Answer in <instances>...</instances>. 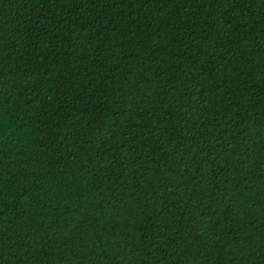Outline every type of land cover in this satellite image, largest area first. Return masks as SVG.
Returning a JSON list of instances; mask_svg holds the SVG:
<instances>
[{"label":"trees","instance_id":"trees-1","mask_svg":"<svg viewBox=\"0 0 264 264\" xmlns=\"http://www.w3.org/2000/svg\"><path fill=\"white\" fill-rule=\"evenodd\" d=\"M0 264H264V0H0Z\"/></svg>","mask_w":264,"mask_h":264}]
</instances>
